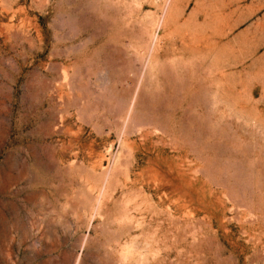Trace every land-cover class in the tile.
<instances>
[{"label":"rangeland","instance_id":"obj_1","mask_svg":"<svg viewBox=\"0 0 264 264\" xmlns=\"http://www.w3.org/2000/svg\"><path fill=\"white\" fill-rule=\"evenodd\" d=\"M194 5L0 0V264H264V48Z\"/></svg>","mask_w":264,"mask_h":264},{"label":"crops","instance_id":"obj_2","mask_svg":"<svg viewBox=\"0 0 264 264\" xmlns=\"http://www.w3.org/2000/svg\"><path fill=\"white\" fill-rule=\"evenodd\" d=\"M192 14L201 27L193 33L190 28L189 33L199 47L200 43H210L213 49L251 52L264 48V0H195Z\"/></svg>","mask_w":264,"mask_h":264},{"label":"bare ground","instance_id":"obj_3","mask_svg":"<svg viewBox=\"0 0 264 264\" xmlns=\"http://www.w3.org/2000/svg\"><path fill=\"white\" fill-rule=\"evenodd\" d=\"M162 24V23H161ZM157 39V38H156ZM79 264V263H78Z\"/></svg>","mask_w":264,"mask_h":264}]
</instances>
